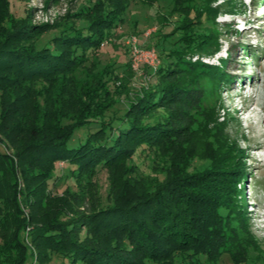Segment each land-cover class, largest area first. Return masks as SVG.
<instances>
[{
	"label": "trees",
	"instance_id": "trees-1",
	"mask_svg": "<svg viewBox=\"0 0 264 264\" xmlns=\"http://www.w3.org/2000/svg\"><path fill=\"white\" fill-rule=\"evenodd\" d=\"M132 2L82 6L75 17L84 25L44 43L48 24L16 18L0 0V264H41L55 254L66 264H216L227 253L239 264V247L253 238L239 222V156L208 104L225 64L193 59L219 50L215 32L199 25L219 5L171 0L181 18L154 35L163 34V62L148 71L154 82L130 96L133 72L139 78L131 62L103 65L98 52ZM122 96L129 101L119 111ZM139 150L151 174L134 161ZM196 158L208 163L190 171ZM59 162L77 190H50ZM101 167L106 204L83 187ZM240 253L245 261L248 252Z\"/></svg>",
	"mask_w": 264,
	"mask_h": 264
},
{
	"label": "rangeland",
	"instance_id": "rangeland-1",
	"mask_svg": "<svg viewBox=\"0 0 264 264\" xmlns=\"http://www.w3.org/2000/svg\"><path fill=\"white\" fill-rule=\"evenodd\" d=\"M8 1L10 11L16 18H28L30 23L36 25L48 24L51 29L44 34L42 39L44 43L60 30H66L72 23L77 27L84 25V20L75 15L82 6L95 2V0ZM208 2L219 5V11L209 18L205 15L204 21L205 19L206 21H201L199 25H206L215 32L214 38L218 39L220 47L215 51H212L211 47L207 48V51L199 56L200 58L196 55L193 59H202L206 63L220 67L224 63L225 73L229 75L225 74L221 87L214 88L217 93L216 99L210 98L208 104L217 105L215 117L219 118V128L224 130V136L233 143L239 156L237 160L241 204L239 222L241 221V226L245 225V229L253 235V238L247 239L243 247H239V264H264V150L253 151L254 149L248 148L254 140L251 136L256 133V125L260 123L258 120L264 118V0H208ZM170 3L171 0H133L127 11L125 23L112 32L111 38L98 52L103 65L113 61L131 62L139 78L134 79L133 72L132 83L129 85L130 96L152 83L151 81L154 82V77H151L148 71L158 68L163 62V52L160 46L156 45L163 34L160 37L154 35L158 33L164 22L176 25L177 20L181 18L180 13L170 11L172 6ZM172 32L173 34L168 35V40L164 44L167 48L170 47V41L177 39L182 31L176 29ZM118 71L123 73L122 68ZM129 87L127 86V91ZM204 87H211L206 80ZM243 90L255 101V110L259 114L256 120L254 116L249 118L246 114H239V109L245 103L244 99L239 98V93ZM120 99L121 102L115 106L119 111L129 101L125 96ZM11 151L8 150L9 153ZM133 159L143 173H152L148 157L144 152L137 151ZM207 163L208 161L203 158H196L192 162L190 171ZM67 171L66 162L57 164L56 173L59 176L57 175L50 184V190L54 193H62L67 187L78 189L75 179L66 175ZM108 173L104 167L99 168L94 179L95 184L93 182L92 185L83 186L90 201L98 197L101 204L109 202ZM242 207L244 210H241ZM245 234L247 233H239V237ZM242 249L248 252L245 261L241 260ZM51 259L41 264L67 263V259L58 254L53 255ZM39 262L40 260L35 258L30 264H39ZM216 264H237V261L227 253Z\"/></svg>",
	"mask_w": 264,
	"mask_h": 264
},
{
	"label": "bare ground",
	"instance_id": "bare-ground-1",
	"mask_svg": "<svg viewBox=\"0 0 264 264\" xmlns=\"http://www.w3.org/2000/svg\"><path fill=\"white\" fill-rule=\"evenodd\" d=\"M239 98L241 100L243 99L245 100L244 105L239 109V114L243 113V114L248 115L249 118L250 116H254L255 120L258 119L259 114L255 110V101L253 97L251 95L250 96L246 95V93L243 90L241 93H239ZM259 121L260 123L256 125L257 127L255 128L256 133L251 136V138L254 140L248 146V148L250 147L254 149L253 151L264 150V118L259 119L258 122Z\"/></svg>",
	"mask_w": 264,
	"mask_h": 264
},
{
	"label": "built area",
	"instance_id": "built-area-1",
	"mask_svg": "<svg viewBox=\"0 0 264 264\" xmlns=\"http://www.w3.org/2000/svg\"><path fill=\"white\" fill-rule=\"evenodd\" d=\"M155 66H156V64H155Z\"/></svg>",
	"mask_w": 264,
	"mask_h": 264
}]
</instances>
